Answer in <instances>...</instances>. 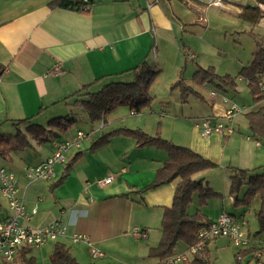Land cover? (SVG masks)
Listing matches in <instances>:
<instances>
[{"label": "crops", "instance_id": "crops-1", "mask_svg": "<svg viewBox=\"0 0 264 264\" xmlns=\"http://www.w3.org/2000/svg\"><path fill=\"white\" fill-rule=\"evenodd\" d=\"M52 1L0 0V135L15 134L17 126L14 124L18 121L47 123L52 118L66 117L72 106L80 108L74 103L84 99V93L109 82L129 78L132 81V69L143 61L151 67L158 64L161 47L173 44L172 41L176 45L179 32L189 31L188 28L198 22H207L199 16L207 6L221 10L235 8L237 14L243 7L238 4L239 0H217L218 3L212 0L208 3L200 0H91L88 8L80 12L50 9ZM260 19L256 24L264 22V14ZM152 54L154 60L150 63ZM177 57L178 54L176 61ZM190 57L195 58V55L190 53ZM55 67L59 69L57 75L54 74ZM180 78L179 72L178 80ZM183 82L186 84L184 79ZM84 86L88 88L79 97L73 95ZM196 92L199 94L197 98L204 101L203 94ZM208 95L206 98L216 114L207 116L221 118L230 101L220 97L217 102V94L209 92ZM262 104L263 101L253 102L256 108ZM244 108L246 110L236 115L233 124H229L233 128L231 135H204L196 126L198 119L202 118L199 117L195 118L196 121L193 119L195 123H191L193 128L188 134L177 129L174 131L181 139L174 142L172 136L169 140L213 163L222 162L226 157L232 161L246 153L245 149L258 154L264 141L252 138L250 134L244 136L242 126L235 122L238 116L245 117V113L253 110L250 106ZM129 114L140 113L129 110ZM108 116L85 133L78 146L69 147L65 162L54 166V180L29 181L25 177V168L45 161L54 151L55 144L68 141V133L46 143L49 148L36 145L39 148L36 150L35 142L30 141V149L35 151L32 158L23 166L15 163L14 168L8 169L15 176L26 211L36 209L35 215L21 224L39 229L58 220L66 227L64 236L40 247H23L17 255L30 249L26 258L32 257L35 264H39L38 261L51 264L50 255L55 244L60 243L69 248L78 264H156V260L152 262L148 257V249L159 240L163 212L172 204L179 178L151 186L156 171L166 160V152L155 146L138 147L134 139L125 136H114L103 143L102 137L106 133L119 128L133 129L129 123L116 126ZM107 125L111 128L96 137L97 131ZM135 125L144 129L141 123ZM24 126L22 123L19 127ZM72 149L73 152L68 154ZM77 153L80 156L70 166L67 176L59 185L53 186L61 178L64 166ZM15 154L4 161L14 163ZM203 172L194 178L197 176L204 182ZM107 176H111L112 181L99 187L96 181ZM6 203L0 220L10 214ZM218 211L225 212L224 208ZM133 228L145 236H133ZM73 234L85 235L86 240L81 238L74 242ZM210 241V252L217 247L232 245L225 237ZM235 250L236 264H254L247 254L238 261V249ZM93 252L99 255L93 256ZM17 255L12 262L0 261V264H21Z\"/></svg>", "mask_w": 264, "mask_h": 264}, {"label": "trees", "instance_id": "trees-1", "mask_svg": "<svg viewBox=\"0 0 264 264\" xmlns=\"http://www.w3.org/2000/svg\"><path fill=\"white\" fill-rule=\"evenodd\" d=\"M180 1L183 2V0ZM255 1L264 4V0ZM90 4L91 0H53L49 4V8L83 12ZM238 16L254 25L261 18V12L258 6L248 5L242 7ZM256 47L257 50L252 54V60L247 66L240 69L236 77L219 76L213 67H208L197 69L192 74V81L197 85H210L223 91L234 89L236 80L245 81L254 104H258L262 101L257 84L260 80V74L264 73V49L260 47L258 42H256ZM132 75L133 80L130 82H109L96 92L84 93L82 95L84 99L75 101L74 105L85 111L92 122H99L101 119L104 122L106 115L121 105L128 107L130 111L140 113L150 103L151 97L148 94V89L157 72L153 71V67L149 63L143 61L132 69ZM175 86L179 90L182 102H186L189 95L199 96L191 86L184 84L182 78L176 81ZM87 88L88 86H84L73 95L79 97L80 93L86 91ZM245 119L251 137L264 141V104L245 113ZM22 123H25V126L21 129L19 126ZM72 124L73 120L66 117L52 118L44 126L29 121H18L14 124L17 126L15 134L0 135V158L8 161L12 153L32 148L30 140H33L37 145L46 144L66 133ZM114 136L129 137L135 140L138 147L155 146L166 152V160L156 171L151 186L179 178L172 204L163 212L159 240L155 246L148 249V257L155 259L156 264H168V259L177 254L176 248L178 246L186 251L189 247L196 245L198 232L210 224L205 215L199 211L190 215L187 213V208L193 195H197L200 205H204L212 196L218 195L204 184L203 179L194 178L196 174L211 169L215 165L187 147L172 144L158 135L150 136L139 128L113 130L103 135L102 142H108ZM79 156L80 153H77L64 166L61 178L53 186L59 185L64 180L70 166ZM229 183L230 195L233 197L235 208L247 207L249 209L253 199L259 200L258 210L255 214L258 229L252 236L264 239V173H251L249 170L231 168ZM242 188H244V193L241 199L239 195ZM210 242H205L200 254L191 257L184 264H211ZM29 250H24L17 255L16 259L21 264H35L32 257H25ZM50 261L51 264H78L71 256L69 248L60 243L55 244L50 255Z\"/></svg>", "mask_w": 264, "mask_h": 264}, {"label": "rangeland", "instance_id": "rangeland-1", "mask_svg": "<svg viewBox=\"0 0 264 264\" xmlns=\"http://www.w3.org/2000/svg\"><path fill=\"white\" fill-rule=\"evenodd\" d=\"M200 1L208 3L209 0ZM238 2L242 6H255L257 3L252 0H239ZM256 6L260 9L262 17L264 14V4L257 3ZM207 7V10L199 15L204 17L207 22H198L189 27V31L179 32L175 40L176 45L172 41L173 44L164 45V47H161V53L158 52L159 63L153 67V71L157 72V75L148 89V94L151 97L149 105L139 115L135 116L129 114L128 107L120 106L109 113L108 119L111 118V123H116V126L121 123H129L132 126L130 128L133 129L140 128L135 124L141 123L144 128L141 130L146 134L150 136L158 135L160 138L168 141L173 136L175 138L174 142H177L181 138H178L179 134L174 130L181 129L188 134V131L193 128L191 123H195V118L216 114V110H212L213 107L210 106L206 98L207 96L209 97V92H215L217 94L218 97L215 98L217 102L220 97H225L227 101H230V104L234 103L240 107L250 106V108H256L253 106L252 96L245 81L236 80L235 88L225 91L218 90L210 85L199 86L191 81L192 74L197 69L200 67L206 69L210 66L213 67L215 73L219 76L236 77L240 69L247 66L252 60V54L257 50L256 42L264 49V22L253 25L240 18L235 8L221 10L214 6ZM189 52L193 53L195 58H191ZM176 54H178L177 61L175 58ZM153 60L152 54L150 63ZM179 72L186 84L203 94L205 97L204 101H201L193 95H189L186 102L181 101L179 90L175 86ZM130 80L131 78L120 81L127 82ZM103 85L89 92H96ZM162 113L166 115L161 116ZM66 118L73 120L71 128L66 132L68 133L67 139L69 141L72 140L77 131L88 133L97 125V122L90 120L85 111L74 106H72ZM193 119L195 120L194 122ZM235 120L236 123L242 126V134L244 136L249 135L250 131L247 128L245 117L243 115L238 116ZM36 124L44 126L46 123ZM108 128H111V126L107 125L104 129L98 130L96 137L109 130ZM11 134H13L12 131ZM91 139H94V137ZM30 141L32 143L34 142L33 140ZM174 142L171 143L174 144ZM36 145L35 143V149L39 150V148H36ZM37 147L49 148L50 145L41 144ZM258 149V154L253 150L252 152H247L245 149L246 153L240 154L238 158L234 157L232 161L228 157L222 162L213 163L212 161L215 166L203 172L205 173L204 184L218 195L209 198L204 205H200L197 195H193L192 201L187 208V213L192 215L196 211H199L210 220H214L219 214L218 210L224 208L227 214H233L236 218H240L243 215L242 218L246 223V229H248L249 234H255L258 229L255 214L258 210L259 200L257 198L253 199L249 209L247 207L235 208L233 205V197L230 195L229 190V171L231 168H236L249 170L251 173H264V144ZM72 152L73 149L68 154ZM34 153L35 151L33 149L16 152L15 160L13 159L14 163L11 164L0 158V166L6 169L10 167L14 168L15 163L18 164L17 166H23L25 162L32 158ZM17 157L21 159L17 160ZM235 162L238 165H233ZM243 193L244 188L241 189L239 198L242 199ZM5 203L6 200L0 196V218L3 215ZM6 205L8 206V203ZM158 236L160 237V232ZM235 248L227 244L224 247L212 249L211 264H236L234 259ZM176 249L177 253L184 251L180 246ZM150 260L156 262L153 258ZM38 263L40 264V261Z\"/></svg>", "mask_w": 264, "mask_h": 264}, {"label": "built area", "instance_id": "built-area-1", "mask_svg": "<svg viewBox=\"0 0 264 264\" xmlns=\"http://www.w3.org/2000/svg\"><path fill=\"white\" fill-rule=\"evenodd\" d=\"M218 3L217 0H212ZM58 67H55L54 74H58ZM258 91L264 102V73L260 74ZM216 95L215 92H211ZM224 101H227L226 99ZM246 110L234 103L225 110L221 118L202 117L198 119L196 126L204 135L217 133L220 135H231L233 128L229 125L236 115ZM85 133L78 131L71 141H64L55 144L52 154L43 162L27 166L25 177L29 181H52L55 178L54 166L65 162L66 153L70 146H78L79 142L85 138ZM112 181L111 176L96 181L99 187H104ZM0 196L8 203L10 214L7 218L0 220V261L12 262L18 251L23 247H40L49 241H54L58 237L64 236L66 227L62 222L56 220L48 225L36 229L23 226L21 221H28L36 213L32 208L26 211L23 198L19 196L15 176L8 169L0 166ZM135 237H144V233L137 228L132 229ZM225 237L238 249L236 259L242 260L243 254H247L254 264H264V239L253 237L246 231V223L242 218L233 217L225 212H220L217 217L210 222L208 227L201 229L197 234L198 243L188 248V250L177 253L168 259V264H184L191 257L199 255L205 242L214 238ZM86 240L85 235L73 234L74 242L80 239ZM99 255L93 252V256Z\"/></svg>", "mask_w": 264, "mask_h": 264}]
</instances>
